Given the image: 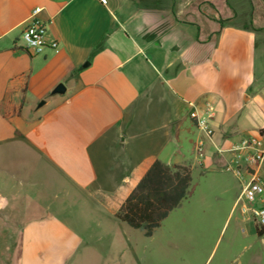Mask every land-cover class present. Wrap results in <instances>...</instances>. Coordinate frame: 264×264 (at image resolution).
<instances>
[{
  "label": "crops",
  "instance_id": "obj_1",
  "mask_svg": "<svg viewBox=\"0 0 264 264\" xmlns=\"http://www.w3.org/2000/svg\"><path fill=\"white\" fill-rule=\"evenodd\" d=\"M193 3L0 0V228L22 222L17 264H124L125 237L107 255L62 216L83 204L115 218L156 160L187 165L183 141L193 166L223 171L210 142L194 153L204 136L191 106H214L217 145L264 143V31L251 14L220 22L211 0ZM32 20L56 49L25 47Z\"/></svg>",
  "mask_w": 264,
  "mask_h": 264
},
{
  "label": "rangeland",
  "instance_id": "obj_2",
  "mask_svg": "<svg viewBox=\"0 0 264 264\" xmlns=\"http://www.w3.org/2000/svg\"><path fill=\"white\" fill-rule=\"evenodd\" d=\"M203 1L194 0L193 5ZM211 1L212 15L220 22L227 12L229 21L246 26L252 15L264 31V0ZM226 6H234L237 12L230 14ZM35 106L42 107L40 103ZM181 144L189 153L186 166L191 168V194L151 237L88 205H68L69 213L62 217L80 233L88 248L98 247L107 255L108 250L120 251L117 245L125 237L124 264H264V245L257 236L256 222L240 213L242 204L232 210L233 201L242 191L240 182L224 170L193 166L190 143ZM21 224L9 220L1 226L0 264H17ZM255 256L261 261H255ZM106 260L102 263L107 264Z\"/></svg>",
  "mask_w": 264,
  "mask_h": 264
},
{
  "label": "built area",
  "instance_id": "obj_3",
  "mask_svg": "<svg viewBox=\"0 0 264 264\" xmlns=\"http://www.w3.org/2000/svg\"><path fill=\"white\" fill-rule=\"evenodd\" d=\"M104 2V0H102ZM37 10L33 12V15ZM45 27L38 20H32L23 30L21 38L25 47L35 53L46 47L56 49L58 44H47L44 39ZM215 116L214 106L206 103L200 110L191 106L190 119L204 136L195 144L194 151L199 158L205 154L206 141L210 142L221 156H227L222 170L230 172L241 184V194L238 199L240 213L256 222L258 229H264V176L261 169L264 166V143L261 134L241 138L228 146L217 145L214 141L215 130L212 120Z\"/></svg>",
  "mask_w": 264,
  "mask_h": 264
},
{
  "label": "trees",
  "instance_id": "obj_4",
  "mask_svg": "<svg viewBox=\"0 0 264 264\" xmlns=\"http://www.w3.org/2000/svg\"><path fill=\"white\" fill-rule=\"evenodd\" d=\"M191 185L189 166L168 167L156 160L125 199L115 217L141 231L145 237H151L170 213L187 199ZM257 235L263 236L264 229H257Z\"/></svg>",
  "mask_w": 264,
  "mask_h": 264
},
{
  "label": "water",
  "instance_id": "obj_5",
  "mask_svg": "<svg viewBox=\"0 0 264 264\" xmlns=\"http://www.w3.org/2000/svg\"><path fill=\"white\" fill-rule=\"evenodd\" d=\"M66 92V88L63 84H59L54 90L53 95H62ZM44 102L40 103V106H42Z\"/></svg>",
  "mask_w": 264,
  "mask_h": 264
}]
</instances>
